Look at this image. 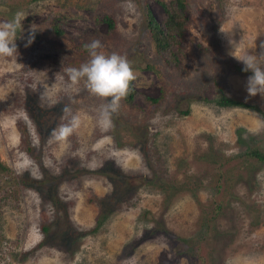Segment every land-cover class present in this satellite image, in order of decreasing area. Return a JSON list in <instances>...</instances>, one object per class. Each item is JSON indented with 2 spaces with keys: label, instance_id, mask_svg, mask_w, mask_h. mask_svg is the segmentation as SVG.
<instances>
[{
  "label": "rangeland",
  "instance_id": "rangeland-1",
  "mask_svg": "<svg viewBox=\"0 0 264 264\" xmlns=\"http://www.w3.org/2000/svg\"><path fill=\"white\" fill-rule=\"evenodd\" d=\"M185 4L174 65L144 29V8L162 18L156 0H0V23L25 16L17 55L0 57V264H264V159L245 152L264 149V95L248 93L252 72L233 55L264 51V0ZM93 39L137 73L134 97L107 132L97 125L106 101L64 71L89 59ZM220 91L253 107L219 105ZM66 105L82 125L67 142H50L70 119ZM24 155L31 166L19 170ZM45 171L69 177L32 185ZM22 175L30 178L14 180ZM218 176L224 206L202 235Z\"/></svg>",
  "mask_w": 264,
  "mask_h": 264
},
{
  "label": "clouds",
  "instance_id": "clouds-1",
  "mask_svg": "<svg viewBox=\"0 0 264 264\" xmlns=\"http://www.w3.org/2000/svg\"><path fill=\"white\" fill-rule=\"evenodd\" d=\"M22 14L4 23H0V57H12L17 55L16 39L17 33H22ZM222 30V29H221ZM37 27L31 26L28 43L34 38ZM223 31V30H222ZM27 46V45H26ZM103 44L99 39H93L84 45L89 59L78 67L70 66L64 69L72 85L83 82L90 94L105 100L98 109L97 125L102 132H107L114 127L113 116L119 113L121 101L127 97L130 86L137 79L132 62L126 55L117 52L110 54L103 51ZM264 49V42L260 45ZM236 58L243 62L244 71H251L252 75L247 79V91L250 95H264V51L260 55L245 54ZM42 93L41 95H43ZM63 112L70 114V119L61 123L50 133V142L64 143L78 132L82 125V118L79 113L72 114L71 108L67 105ZM38 143V141H37ZM31 166V160L24 155L21 163L17 165L19 170Z\"/></svg>",
  "mask_w": 264,
  "mask_h": 264
},
{
  "label": "trees",
  "instance_id": "trees-1",
  "mask_svg": "<svg viewBox=\"0 0 264 264\" xmlns=\"http://www.w3.org/2000/svg\"><path fill=\"white\" fill-rule=\"evenodd\" d=\"M157 3L162 7L163 9V15L160 20H157L154 18L152 13L150 12L149 9L144 8L143 9V16H144V29L147 31L149 34L153 47L156 53L162 54L164 61L168 64H174L176 65L178 63V52L180 49V41L184 38L185 35V30H186V22H187V16H186V4L185 0H156ZM104 19L108 21V24L111 26L112 21L108 16H105ZM49 30L51 31L52 34L54 35H61L63 31L56 25L53 24ZM135 90L131 84L130 86V91L129 94L125 99L122 100V102L125 103H130L131 99L134 97ZM148 105H153L155 102H157V98H152V97H145ZM216 103L219 105H243L246 107H253L250 103H244L242 101H239L236 98H231L224 94L222 91L219 92L218 96L216 97ZM186 111V110H184ZM34 116L35 113H33ZM22 132L24 131V127H20ZM27 135L25 136V139H23V144H24V149L28 152H31L33 149V146L28 143L27 141ZM21 144V143H20ZM22 145V144H21ZM247 155H250L254 157L257 161H261L264 159V149H260L257 145H252L250 146L246 151ZM38 159V157H37ZM6 169V166L4 163L0 161V168ZM101 171L102 168H99ZM112 171L107 170V175L110 177ZM68 175H57V174H52L48 172H44L43 176L40 178H34L31 179L30 177L27 176H19L18 179H14L15 181H27L29 178L31 182L33 183L32 185H35V182H37L40 185H50L51 187H54L55 185H58L59 182H61L64 179H68ZM121 179L123 178L122 175H120ZM127 177V176H125ZM220 176L217 177L216 183L214 185V189L216 193L214 194L213 200L215 201V205L209 209L208 213L210 214H204L201 220V226L202 231L201 234L203 235L204 232L207 233L208 229H213L211 227V218L215 217L217 214H219L222 209L224 204L222 203L220 191H221V183H220ZM46 187V186H45ZM219 194V195H218ZM50 198L53 197V195L49 196ZM113 197V196H112ZM95 197L90 196V199H93ZM99 204L101 203L102 198H97ZM52 203H56V198L53 200ZM201 204V203H200ZM103 207H101L102 209ZM99 222L98 217H96V222L95 224ZM42 231L45 232L47 227L43 223L41 224ZM94 226L90 228V230H93ZM88 231V230H87ZM85 232V231H83ZM200 239H197V245L199 246L200 243H198ZM195 253L197 256H201L200 249H194ZM190 255V253L188 254ZM191 256V255H190ZM161 260H164V264H174L175 263V257L169 258L168 260L166 257H162ZM201 263V262H200ZM199 263V264H200Z\"/></svg>",
  "mask_w": 264,
  "mask_h": 264
}]
</instances>
